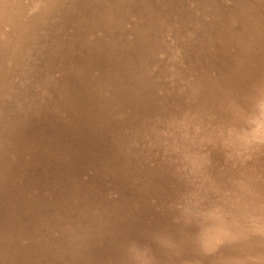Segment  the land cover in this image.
I'll return each mask as SVG.
<instances>
[{"label": "rangeland", "instance_id": "obj_1", "mask_svg": "<svg viewBox=\"0 0 264 264\" xmlns=\"http://www.w3.org/2000/svg\"><path fill=\"white\" fill-rule=\"evenodd\" d=\"M251 6L0 0V264H264Z\"/></svg>", "mask_w": 264, "mask_h": 264}, {"label": "bare ground", "instance_id": "obj_2", "mask_svg": "<svg viewBox=\"0 0 264 264\" xmlns=\"http://www.w3.org/2000/svg\"><path fill=\"white\" fill-rule=\"evenodd\" d=\"M244 3L245 4L247 3V7L250 3H252L251 8H249V12L251 13L252 17L247 20L249 23L251 19L252 21L248 25L250 26L248 29H250V31H253L259 37L260 39L259 43L262 45L264 44V0H244ZM255 17L258 18V20H254ZM216 38H217L216 40H221L219 35H217ZM254 40L258 41L256 38ZM243 47L244 46H242V48ZM228 48H229L228 42H226V46L223 50H221V52L227 55ZM240 48L241 46H239L237 49L239 50ZM221 52L220 54L223 55ZM240 52H241L240 53L241 56L243 53L242 51Z\"/></svg>", "mask_w": 264, "mask_h": 264}]
</instances>
